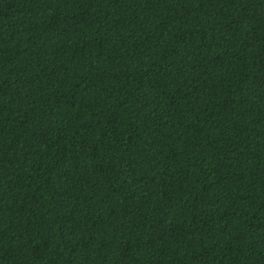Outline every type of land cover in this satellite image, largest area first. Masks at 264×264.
<instances>
[{
	"label": "trees",
	"instance_id": "16d2710c",
	"mask_svg": "<svg viewBox=\"0 0 264 264\" xmlns=\"http://www.w3.org/2000/svg\"><path fill=\"white\" fill-rule=\"evenodd\" d=\"M0 264H264V0H0Z\"/></svg>",
	"mask_w": 264,
	"mask_h": 264
}]
</instances>
